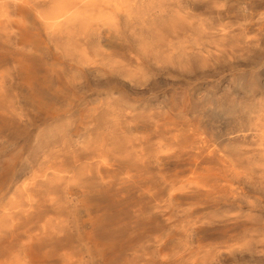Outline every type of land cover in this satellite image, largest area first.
Returning a JSON list of instances; mask_svg holds the SVG:
<instances>
[{
    "label": "bare ground",
    "instance_id": "6f19581e",
    "mask_svg": "<svg viewBox=\"0 0 264 264\" xmlns=\"http://www.w3.org/2000/svg\"><path fill=\"white\" fill-rule=\"evenodd\" d=\"M169 1L0 0V264H158L152 254L166 257L170 251L172 236L166 232L174 229L168 224L178 216L185 188L179 166L193 143L198 154L215 153L211 160L217 163L213 171L188 179L204 202L228 191L219 179L232 187L251 178L255 168L227 151L247 137L236 132L243 129L217 128L249 120L246 127L263 144L264 103L256 108L213 99L197 121L214 127L221 141H187L184 127L175 124L170 143L153 154L144 145L128 147L122 133L130 129L119 128L116 115L112 125L99 127L102 103L79 101L80 87L90 81L130 93L151 56L157 63L197 58L196 41L170 40L168 48L159 43L182 29L183 18ZM74 108L86 111L82 127L69 123ZM72 133L81 138L83 151L68 156ZM58 135L62 142L53 143ZM6 137L18 140L16 146L5 148ZM28 139L36 151H48L21 164ZM169 160L173 172L167 176ZM227 193L237 197L240 187ZM150 238L153 251L145 245Z\"/></svg>",
    "mask_w": 264,
    "mask_h": 264
},
{
    "label": "rangeland",
    "instance_id": "374dc122",
    "mask_svg": "<svg viewBox=\"0 0 264 264\" xmlns=\"http://www.w3.org/2000/svg\"><path fill=\"white\" fill-rule=\"evenodd\" d=\"M168 5L182 16V29L175 33L177 37L169 33L168 40L159 43L168 48L170 40L196 41L194 48H199L200 53L195 60L157 63L151 56L138 69L139 80L130 93L118 92L111 83L95 81L84 84L78 91L81 105L102 103L99 127L112 125L111 117L116 115L119 128L130 129L129 133H122L128 147L144 145L153 154L160 145L165 147L170 143L175 124L184 127L187 141L197 137L208 145L221 141L214 137V127L197 121L213 99L254 104L256 108L264 103V0H170ZM119 51L126 55L124 50ZM122 56L121 59L126 57ZM141 73H146V77L141 78ZM80 108L72 109L69 115L72 128L83 125L86 111ZM248 123L249 120L241 125L224 122L217 128L226 132L243 129L242 133L236 132L247 136L239 138L238 144L227 151L242 165L255 168L251 178H240L232 187L219 179L220 186L228 191L240 187L241 194L237 197L227 191L216 201L204 202L188 179L202 170L213 171L217 163L211 158L215 153L198 154L194 143L184 149L179 166L185 182L183 199L177 220L173 217L168 224L174 227L166 232L172 236L167 237L168 255L152 254L158 264H194L196 258L204 259L200 264H264V163L261 161L264 140L261 144L260 138L246 127ZM59 126L57 122L53 127ZM29 141L25 143L21 164L41 158L48 151L46 148L36 151ZM1 142L5 148H11L18 140L6 137ZM59 142L62 141L58 135L53 143ZM81 144L79 136L69 135L65 144L68 156L80 152ZM192 152L198 155L191 159ZM169 161L167 176L173 172V161ZM156 171L152 166L153 180ZM198 220L206 221L207 227L200 228ZM145 245L153 251L155 242L150 238Z\"/></svg>",
    "mask_w": 264,
    "mask_h": 264
}]
</instances>
